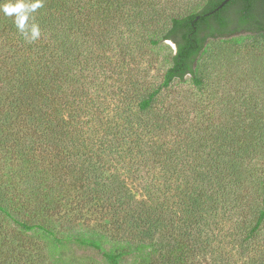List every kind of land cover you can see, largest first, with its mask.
Listing matches in <instances>:
<instances>
[{"label": "trees", "instance_id": "1", "mask_svg": "<svg viewBox=\"0 0 264 264\" xmlns=\"http://www.w3.org/2000/svg\"><path fill=\"white\" fill-rule=\"evenodd\" d=\"M184 1L0 0V215L13 227L0 233V264H264V167L248 161L264 154V112L209 132L194 121L180 130L173 105L154 110L176 82L203 90L213 53L262 45L264 0L218 11L225 0ZM166 41L175 51L160 85L138 113L103 124L106 65ZM116 158L128 171L148 160L146 198L111 169Z\"/></svg>", "mask_w": 264, "mask_h": 264}, {"label": "rangeland", "instance_id": "2", "mask_svg": "<svg viewBox=\"0 0 264 264\" xmlns=\"http://www.w3.org/2000/svg\"><path fill=\"white\" fill-rule=\"evenodd\" d=\"M187 1H197L201 4L204 0H185L184 2ZM230 50H234L232 56L223 54L217 57V53H213L212 58L206 60L208 72L211 75L203 90H196L189 82H176L168 92L160 97L159 105H156L154 110L157 112L160 110L162 112L172 111L173 109L171 110L169 106L173 105L177 109L176 112L182 116L180 130L186 129L189 123L194 121V125L201 123V125H205L204 127L210 123L211 129H209V132L223 126L230 129L235 128L236 123H239V118L247 127L248 124L252 123L253 118L261 117L262 112H264V76H261V67L264 65V43L259 47H253L251 43L241 48L239 45ZM174 51V44L166 41L161 48H151L145 51L143 57L139 59L130 58L124 61L115 57L113 62H116L118 66L116 63L106 65V72L108 73L105 77H102L101 82H103V85L98 99L99 107L104 113L103 124L117 125V113L122 114L129 111L133 114L138 113L139 109L136 103L146 98L152 89L160 85L168 68V55ZM137 118L138 116L134 120ZM171 133L176 132L172 131ZM206 134L204 128L199 130L201 137L204 138ZM174 157H178L183 165L185 162V170H187V165L191 160L186 154L179 152ZM263 157L264 154L260 158L256 157L248 161L253 166L257 165L258 167L259 164L264 167ZM118 161L121 160L116 158L113 161L115 165L111 169L118 170L138 199L146 198L148 193L144 189L154 184V175L149 171L148 160L146 159L144 163L138 164L135 162L130 171H128L129 168L122 167L124 161L116 164ZM8 172L9 169L2 165L0 167V178H3ZM131 172L134 173L130 174ZM263 176L264 168L259 171L257 177ZM232 214V219L234 221L239 220L238 225L240 226H246L250 222L249 217H244L235 209ZM2 221L4 222L0 215V223ZM2 226V230L0 228L1 234L5 232V229L6 231L13 230L12 225L6 222ZM85 227L89 228L88 225ZM68 231L75 234L88 233L85 230L71 227L68 228ZM245 231L246 229L243 228L242 233ZM261 238H264V232ZM225 243V247L220 249L221 252H230L232 248L230 244H234V241H225ZM213 252L214 249L212 250L214 255ZM74 253L81 260L95 258L100 261V257L92 250L77 248ZM196 259H202V256L197 255Z\"/></svg>", "mask_w": 264, "mask_h": 264}, {"label": "water", "instance_id": "3", "mask_svg": "<svg viewBox=\"0 0 264 264\" xmlns=\"http://www.w3.org/2000/svg\"><path fill=\"white\" fill-rule=\"evenodd\" d=\"M229 1H231V0H225L217 9H216V11H218V10H220L221 8H223V6L226 4V3H228Z\"/></svg>", "mask_w": 264, "mask_h": 264}]
</instances>
